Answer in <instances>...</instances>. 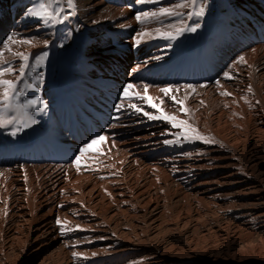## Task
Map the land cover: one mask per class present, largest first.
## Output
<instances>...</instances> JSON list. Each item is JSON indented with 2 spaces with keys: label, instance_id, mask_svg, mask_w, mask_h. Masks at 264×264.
I'll return each instance as SVG.
<instances>
[{
  "label": "bare ground",
  "instance_id": "6f19581e",
  "mask_svg": "<svg viewBox=\"0 0 264 264\" xmlns=\"http://www.w3.org/2000/svg\"><path fill=\"white\" fill-rule=\"evenodd\" d=\"M56 1L0 0V264H242L157 237L226 210L264 264V0Z\"/></svg>",
  "mask_w": 264,
  "mask_h": 264
},
{
  "label": "rangeland",
  "instance_id": "374dc122",
  "mask_svg": "<svg viewBox=\"0 0 264 264\" xmlns=\"http://www.w3.org/2000/svg\"><path fill=\"white\" fill-rule=\"evenodd\" d=\"M55 2L58 4L56 0ZM57 9H60L59 4L57 5ZM221 212L231 218H221L214 213L200 217L194 216L189 221L183 223L187 225L188 229L182 228V226L179 227L180 229L169 227L170 223H165L163 219L171 220V217L163 215L161 216L162 225L158 229L157 237L159 240L165 241L169 239L182 246H189L191 249L190 254L192 256L195 255L196 260L208 261V255L211 254L213 257L219 258L218 260L223 263L227 254L230 255L237 250L246 256V258L242 259V264L253 262L251 255L255 252L257 246L261 248L262 245L258 242L257 235L252 229L247 230L244 225L241 226V219L237 217L233 218L236 211L226 210ZM226 257L229 258V256ZM210 259L212 260V258ZM227 262L229 261H225L224 263L226 264Z\"/></svg>",
  "mask_w": 264,
  "mask_h": 264
}]
</instances>
